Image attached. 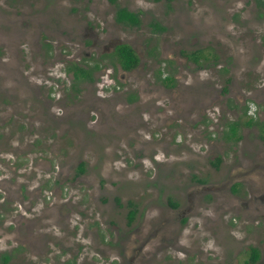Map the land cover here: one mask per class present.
I'll return each instance as SVG.
<instances>
[{"label":"rangeland","instance_id":"obj_1","mask_svg":"<svg viewBox=\"0 0 264 264\" xmlns=\"http://www.w3.org/2000/svg\"><path fill=\"white\" fill-rule=\"evenodd\" d=\"M261 122L264 0H0V264H264Z\"/></svg>","mask_w":264,"mask_h":264},{"label":"trees","instance_id":"obj_2","mask_svg":"<svg viewBox=\"0 0 264 264\" xmlns=\"http://www.w3.org/2000/svg\"><path fill=\"white\" fill-rule=\"evenodd\" d=\"M108 1H110L111 3L115 2V0H108ZM114 20L117 23L129 25V26H138V24H139V19H138L137 13L129 11L124 7H117L115 9ZM151 26L155 30L156 29L157 30L162 29V27L158 26L156 23H152ZM113 54L115 56L117 64L123 70H130L132 68H135V66L138 63L137 55L134 53L133 49L128 44L120 43V44L115 45ZM193 54H191L192 56H194L193 61H196L199 54L195 53V52ZM70 68L72 69L73 78L75 81L79 80L81 77H85V78L87 77V79H90V76L88 75L89 73L87 74L85 71H83V69L81 67L73 64ZM94 68H96V66H94ZM165 81L167 83L170 82V77L169 76L166 77ZM130 99H131V97H130ZM250 120L251 119H249L248 122ZM260 130H261L260 137L264 141V122L261 123V129ZM229 132H230V136L234 135V132H235L234 122L229 123ZM79 171H82L81 166H79ZM134 212H135L134 209H130L127 212V221L128 222H130L132 220V218L134 216ZM248 256L250 257L251 260L256 259L258 256L257 250L253 247H250V251H249ZM8 258H9V256L6 253H3L1 255V260L4 263L7 262Z\"/></svg>","mask_w":264,"mask_h":264},{"label":"flooded vegetation","instance_id":"obj_3","mask_svg":"<svg viewBox=\"0 0 264 264\" xmlns=\"http://www.w3.org/2000/svg\"><path fill=\"white\" fill-rule=\"evenodd\" d=\"M116 22V21H115ZM121 24V23H120ZM123 26H128V25H124V24H122ZM121 43H124V42H121ZM117 44H120V43H116V44H114L113 46H112V48H111V50L109 51V52H106V53H100L99 55H98V57L95 59V61L94 62H92L91 64H87V63H78V62H75V61H73V62H70V63H68L67 65H66V67H65V70L68 72V74L70 75V78H71V85H72V83H75V82H86V83H90V82H92V81H94V79H93V74L96 72V70H98L99 68H100V63H104V62H106V63H109V64H111V66H117V67H119L122 71H125V72H127V71H130V70H132V69H134V68H132V69H130V70H123L118 64H117V62H116V59H115V56H114V54H113V52H114V47H115V45H117ZM125 44H127V43H125ZM129 45V44H128ZM130 46V45H129ZM131 47V46H130ZM132 48V47H131ZM133 49V48H132ZM133 51H134V49H133ZM134 53H135V51H134ZM136 54V53H135ZM138 57V56H137ZM111 61H112V63H111ZM138 62H139V59H138ZM77 65V66H79V67H81L82 69H83V71H85L89 76H90V79H87V77L85 78V77H81L79 80H74V78H73V73H72V69L70 68L72 65ZM138 64V63H137ZM94 66H96V68H94ZM137 66V65H136ZM135 66V67H136ZM69 67V68H68ZM105 74V76L107 77L108 76V73L106 72V71H103V72H101V74L98 76V78L97 79H99L98 81H99V83H101L102 82V76ZM166 77H168V76H164V77H162L161 79H160V82H161V84L163 85V86H165V87H167V86H169L170 84H171V78H170V82H166L165 81V78ZM109 78V77H108ZM108 80V79H107ZM97 81V80H96ZM108 82V81H107ZM96 83V82H95ZM108 85H109V82H108ZM97 86V85H96ZM100 86H106V83L105 82H102V85H100ZM97 93H98V91H97ZM243 113H245V110L243 111ZM231 123V122H230ZM261 123H263V122H261ZM234 126H235V121H234ZM259 137H260V134H259ZM254 248V247H253ZM256 249V248H255ZM257 250V249H256ZM257 253H258V256H257V258L256 259H254V260H251L250 259V257L248 256V259L245 261V263L244 264H254L255 262H257L258 261V258H259V252H258V250H257ZM261 261H264L263 259L261 260Z\"/></svg>","mask_w":264,"mask_h":264}]
</instances>
